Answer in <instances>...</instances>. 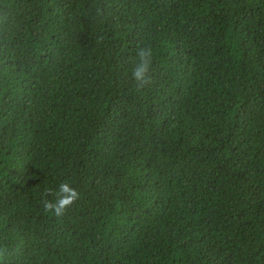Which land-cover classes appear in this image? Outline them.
<instances>
[{
	"label": "trees",
	"instance_id": "1",
	"mask_svg": "<svg viewBox=\"0 0 264 264\" xmlns=\"http://www.w3.org/2000/svg\"><path fill=\"white\" fill-rule=\"evenodd\" d=\"M65 179L80 200L45 214ZM0 246L4 264H264V0H0Z\"/></svg>",
	"mask_w": 264,
	"mask_h": 264
},
{
	"label": "clouds",
	"instance_id": "2",
	"mask_svg": "<svg viewBox=\"0 0 264 264\" xmlns=\"http://www.w3.org/2000/svg\"><path fill=\"white\" fill-rule=\"evenodd\" d=\"M155 62L156 52L151 43L137 46L130 69L131 81L137 91L154 85L156 78ZM80 198V191L69 180L65 179L54 186L45 187L41 194L40 203L45 214L61 218ZM11 255L12 253L6 246H0V264H4V261Z\"/></svg>",
	"mask_w": 264,
	"mask_h": 264
}]
</instances>
